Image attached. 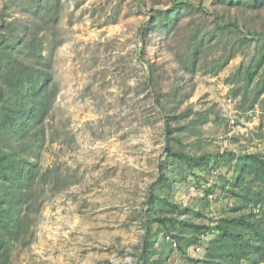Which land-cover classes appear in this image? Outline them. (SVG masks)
Instances as JSON below:
<instances>
[{"label": "rangeland", "instance_id": "1", "mask_svg": "<svg viewBox=\"0 0 264 264\" xmlns=\"http://www.w3.org/2000/svg\"><path fill=\"white\" fill-rule=\"evenodd\" d=\"M170 1L0 0V48L8 41L29 63L40 52L49 62L54 94L43 134L31 128L9 140L50 175L40 178L32 195L29 242L21 236L8 264H155L159 256L161 264H196L192 258L205 259L221 218L264 219V203L244 197L260 185L249 173L236 179L238 157L230 155L264 156V59L248 77L264 39L245 45L226 29L202 47L191 68L193 39L213 32L217 6L203 0L205 13L183 11L169 33L157 29L140 38L148 14ZM260 6L233 7L229 16L238 12L251 29L264 32V2ZM142 49L154 63L152 83L162 89V105L146 82ZM165 146L211 157L198 165L168 157ZM21 194L17 190L16 199ZM152 195L161 199L154 209ZM160 213L175 218L168 231L180 238L153 235L147 262L141 241L149 217ZM183 221L209 228L195 232ZM153 224L157 229L160 222ZM195 235L198 244L190 243Z\"/></svg>", "mask_w": 264, "mask_h": 264}, {"label": "trees", "instance_id": "2", "mask_svg": "<svg viewBox=\"0 0 264 264\" xmlns=\"http://www.w3.org/2000/svg\"><path fill=\"white\" fill-rule=\"evenodd\" d=\"M263 2L264 0H215L214 5L221 9L217 7L212 9V15L215 18L213 32L210 35L196 36L193 39V47L188 59L191 68L195 67L202 47L206 43L216 42L226 29L237 32L238 42L245 45L254 39H264V32L251 29L247 23L240 19L238 12L234 16H229V9L233 7L240 9L246 6V8L256 10L261 7ZM47 8L50 9V6L48 5ZM186 10L205 13L207 8L203 5V0H199L198 5L194 4L192 0H171L165 7L154 9L152 13L148 14L140 38L144 40L145 36L157 29L166 34L169 33L180 20L181 12ZM33 39L34 35L29 40H25L26 49L33 44ZM5 44L6 48H0L1 56L6 54L7 58L4 59L3 55V59H0V264H8L10 249L22 240L21 236H23L24 243L29 242L25 239V235L31 216L29 208L32 205V195L39 185L40 178L50 175L49 169L41 173L40 166L34 165L29 157H24L25 149L13 146L9 140L13 139L12 137H22L31 128H36V135L43 134V123L54 100V94L50 90L53 77L49 71V62L45 61L43 55L38 52L37 61L25 62L16 55L15 48L10 50L8 41ZM260 50L249 67V78L253 75L252 66L254 65L256 71L264 59V47ZM234 55V53L228 55L219 63V66L227 63L229 57ZM140 59L146 68V82L154 88L155 101L162 105L157 97L162 96V89L160 86H156L155 82L152 83L155 79L152 74L154 63L150 62L148 58H144V49L140 52ZM167 118V115L164 116L166 125ZM164 150L168 157L174 156L198 165L206 164L211 157L210 154L189 155L182 151H176L171 146H165ZM220 155L222 154L216 156ZM230 155L238 157L236 179L249 173L253 182L257 181L260 185L259 190L246 192L244 197L254 204L264 203V156L257 152L241 155L230 152ZM164 167L162 166V168ZM161 178L163 181H167L163 173ZM17 190L22 191L19 199H16ZM150 198L149 205L151 209H154L153 203L159 197L152 195ZM159 200L161 201V199ZM162 200L167 201L166 199ZM172 206L176 207L175 204ZM156 220L160 222V225L157 226V229H153L155 225L153 223ZM175 222L174 217L162 213L159 216L154 214L149 217L146 234L141 241V252L147 262L154 253L153 235L164 232L175 239L180 238L175 233L171 234L168 231V224L173 225ZM182 223L190 225L195 232L203 233L209 228V225L204 223L189 224L187 221ZM215 229L217 236L209 242L205 259L192 258L196 264H241L243 259L246 260V264H264V219L251 220L246 214L223 217L215 225ZM245 230L251 233L250 237L246 238ZM199 241V237L195 235L192 236L190 243L198 244ZM177 249L182 250L183 248L178 245ZM162 261L163 258L159 256L152 263L161 264Z\"/></svg>", "mask_w": 264, "mask_h": 264}, {"label": "built area", "instance_id": "3", "mask_svg": "<svg viewBox=\"0 0 264 264\" xmlns=\"http://www.w3.org/2000/svg\"><path fill=\"white\" fill-rule=\"evenodd\" d=\"M230 124L232 125V124H234V120H232V119H230Z\"/></svg>", "mask_w": 264, "mask_h": 264}]
</instances>
